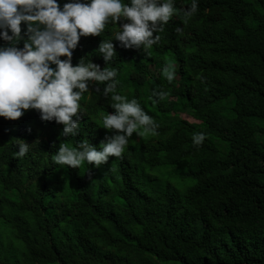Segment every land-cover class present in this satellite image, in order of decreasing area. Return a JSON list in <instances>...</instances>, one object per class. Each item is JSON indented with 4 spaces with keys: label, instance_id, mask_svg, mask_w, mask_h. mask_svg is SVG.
I'll return each mask as SVG.
<instances>
[{
    "label": "trees",
    "instance_id": "obj_1",
    "mask_svg": "<svg viewBox=\"0 0 264 264\" xmlns=\"http://www.w3.org/2000/svg\"><path fill=\"white\" fill-rule=\"evenodd\" d=\"M190 3L175 0L146 52L113 41L117 91L159 125L133 133L120 157L78 169L51 159L62 141L99 147L113 109L98 93L82 95L76 137L35 110L0 117V264H264V0H199L182 24ZM115 30L81 37L73 64L103 68L96 49ZM156 86L168 96L152 99ZM193 131L206 133L198 148ZM15 139L32 144L24 157L13 156Z\"/></svg>",
    "mask_w": 264,
    "mask_h": 264
},
{
    "label": "clouds",
    "instance_id": "obj_2",
    "mask_svg": "<svg viewBox=\"0 0 264 264\" xmlns=\"http://www.w3.org/2000/svg\"><path fill=\"white\" fill-rule=\"evenodd\" d=\"M198 4L191 0L179 9L182 24L197 12ZM176 11L175 0H66L62 5L59 0H0V117L14 121L35 110L42 121L62 125L61 137H76L83 118L79 101L95 92L108 98L113 109L101 118V127L108 131L99 147L87 138L74 146L62 141L51 159L59 167L78 169L85 162L98 167L109 157H120L133 133L156 135L159 125L135 97L117 91L118 69L106 66L117 56L113 41L146 52L159 42V33ZM110 22L117 27L113 38L102 39L96 49L105 66L86 57L73 64L81 37L100 36ZM174 30L184 33L181 25ZM160 72L168 81L176 76L168 62ZM93 83L96 87L90 90ZM150 96L161 100L168 92L156 86ZM205 137V132L193 131L192 145L198 148ZM15 140L18 150L13 156L24 157L32 144Z\"/></svg>",
    "mask_w": 264,
    "mask_h": 264
},
{
    "label": "rangeland",
    "instance_id": "obj_3",
    "mask_svg": "<svg viewBox=\"0 0 264 264\" xmlns=\"http://www.w3.org/2000/svg\"><path fill=\"white\" fill-rule=\"evenodd\" d=\"M184 117H186V116H184ZM187 118L190 119L189 117H187ZM171 180L175 181V180H176V175H174V176L171 178Z\"/></svg>",
    "mask_w": 264,
    "mask_h": 264
}]
</instances>
